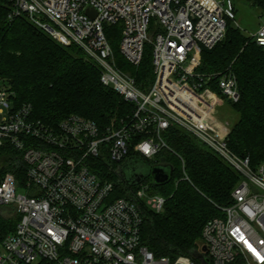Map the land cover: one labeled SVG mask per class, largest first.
<instances>
[{"label":"built area","instance_id":"2783aa9c","mask_svg":"<svg viewBox=\"0 0 264 264\" xmlns=\"http://www.w3.org/2000/svg\"><path fill=\"white\" fill-rule=\"evenodd\" d=\"M10 22L26 16L63 46H76L99 67L100 82L132 110L104 129L71 115L58 125L32 117L0 80V150L13 151L25 180L0 173V207L19 217L0 241V264H264V164L234 154L229 131L214 117L225 99L240 100L229 67L199 70L204 49L221 43L236 12L231 0H10ZM152 20L159 27L150 34ZM121 25L120 52L139 68L148 45L153 83L145 89L117 66L108 26ZM264 47V22L250 36ZM177 126L230 164L241 176L232 203L204 226V245L176 259L157 258L143 243L144 207L160 213L166 198L145 181L129 186L121 168L132 154L152 168L162 153L176 154L165 134ZM177 155V154H176ZM110 165L107 175L99 165ZM116 167V168H115ZM111 173V174H110ZM114 175L120 182L115 181ZM185 179L188 177L185 175ZM205 248V250H204Z\"/></svg>","mask_w":264,"mask_h":264},{"label":"trees","instance_id":"16d2710c","mask_svg":"<svg viewBox=\"0 0 264 264\" xmlns=\"http://www.w3.org/2000/svg\"><path fill=\"white\" fill-rule=\"evenodd\" d=\"M253 5L264 13V0H253ZM10 9V0H0V80L11 85L19 103L33 106L34 119L58 125L65 118L78 115L104 129L113 119L132 110L113 89L103 86L99 67L78 47L61 45L26 16L10 22ZM106 33L117 66L135 77L139 88H148L154 80L151 46L146 47L142 65L135 68L120 52L121 25L108 26ZM229 67L237 77L240 100L230 103L238 120L227 143L234 154L250 158L251 166L256 168L264 164V47L258 46L234 22H229L221 43L212 50H203L199 70L213 73ZM165 138L177 154L162 153L165 163L172 167L171 180L165 185L155 183L152 188L166 198V204L160 213L147 207L142 209V240L157 258L176 259L204 245L205 224L221 216L219 207L232 203V192L241 176L183 129L173 126ZM129 159L149 164L139 155L132 154ZM97 166L103 174L109 173L110 165L106 162ZM6 172L25 180V167L16 154L2 149L0 173ZM110 176L118 180L113 174ZM129 187L135 190L117 184L119 196H126ZM5 210L0 207V241L15 232L19 222L17 215Z\"/></svg>","mask_w":264,"mask_h":264},{"label":"rangeland","instance_id":"374dc122","mask_svg":"<svg viewBox=\"0 0 264 264\" xmlns=\"http://www.w3.org/2000/svg\"><path fill=\"white\" fill-rule=\"evenodd\" d=\"M234 4L236 11L235 25L241 28L243 33L248 37L255 35L259 26L264 22V13L259 8L253 5V0H231ZM159 27L157 20H152L150 34H153ZM223 107L217 108V112L214 115L215 119L222 125H226L229 133L233 125L237 122L238 116L231 108L228 99H225ZM199 141V140H198ZM145 182L151 186L155 185L154 177L148 176ZM154 192V189H153ZM155 193H157L155 191ZM159 194V193H158ZM8 214H13L11 210H5ZM2 251L0 250V253Z\"/></svg>","mask_w":264,"mask_h":264},{"label":"water","instance_id":"95a60500","mask_svg":"<svg viewBox=\"0 0 264 264\" xmlns=\"http://www.w3.org/2000/svg\"><path fill=\"white\" fill-rule=\"evenodd\" d=\"M162 162L163 164L152 168L151 165L143 164L139 160L129 159L121 168L122 179L129 186L135 187L144 182L150 173L157 185H165L170 182L173 170L165 163L166 158H162Z\"/></svg>","mask_w":264,"mask_h":264},{"label":"flooded vegetation","instance_id":"af4514ba","mask_svg":"<svg viewBox=\"0 0 264 264\" xmlns=\"http://www.w3.org/2000/svg\"><path fill=\"white\" fill-rule=\"evenodd\" d=\"M124 164H125V163H124ZM124 164H123V165H124ZM149 176H151L150 173H149Z\"/></svg>","mask_w":264,"mask_h":264}]
</instances>
